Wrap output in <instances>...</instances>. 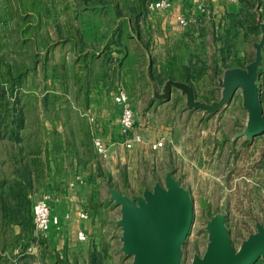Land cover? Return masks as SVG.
<instances>
[{"label": "rangeland", "instance_id": "obj_1", "mask_svg": "<svg viewBox=\"0 0 264 264\" xmlns=\"http://www.w3.org/2000/svg\"><path fill=\"white\" fill-rule=\"evenodd\" d=\"M150 1L0 0V148L14 150L6 141L21 134L55 143L58 168L64 156L77 159L91 190L83 206L105 222L102 235L94 234L101 249L95 264L135 263L114 191L138 203L168 177L192 206L176 264L208 257L218 216L236 251L264 225V132H249L246 87L238 83L230 94L237 76L231 73L242 71L238 80L256 86L264 116V80H258L264 75V7L256 17L259 32L234 27L240 32L226 36L227 46L220 36L230 17L224 14L221 24L208 4L201 25L188 19L186 39L160 46L151 33L136 31L148 22L141 11ZM250 2L249 11L257 13L256 0ZM127 24L138 42L129 41ZM135 45L148 50L149 62L137 49L128 60L121 56ZM121 94L124 101L117 100ZM124 103L132 112L129 128L120 120ZM94 139L104 143L106 156ZM80 246L78 259L86 264ZM75 251L70 256L77 258ZM254 264H264V256Z\"/></svg>", "mask_w": 264, "mask_h": 264}, {"label": "crops", "instance_id": "obj_2", "mask_svg": "<svg viewBox=\"0 0 264 264\" xmlns=\"http://www.w3.org/2000/svg\"><path fill=\"white\" fill-rule=\"evenodd\" d=\"M243 3L244 0H171L168 9L149 10L145 6L141 14L148 22L136 31L151 33L161 46L173 37L186 39L188 28L179 24V16L184 15L194 24L198 22L201 25L208 12L204 5H210L212 14L220 21L224 14L242 8ZM256 3L259 14L264 0H256ZM127 28L131 33L129 41L135 39L138 42L137 33L130 24ZM192 32L196 36V30ZM181 33L183 35H179ZM136 46L121 56L128 60L136 54ZM137 51L149 62L148 50L139 48ZM195 58L192 53L191 61L194 62ZM8 140L7 144H12L15 149L10 150V146L7 150L0 148L3 149L0 151V264H80L77 254L80 245L85 247L84 262L95 264L96 261L92 263L90 258L101 249L96 241L99 237L94 234L102 235L105 222L102 216L88 212L83 206L91 190L86 176L80 174L77 159L69 157L67 160L64 156L60 158L64 160L62 168H58L57 153L50 141L42 143L39 138L21 134ZM70 159L73 163L69 162ZM62 171L68 177L60 174ZM62 181L66 184L62 185ZM46 193L51 195L50 204L61 226L59 229L51 227L46 235H39L33 227L32 206ZM81 211H85L87 217H80ZM78 231L85 234V239L78 237ZM88 235H91V240H88ZM72 250H76L77 258L70 256Z\"/></svg>", "mask_w": 264, "mask_h": 264}, {"label": "water", "instance_id": "obj_3", "mask_svg": "<svg viewBox=\"0 0 264 264\" xmlns=\"http://www.w3.org/2000/svg\"><path fill=\"white\" fill-rule=\"evenodd\" d=\"M260 63L261 57L253 63L251 75H255L254 68ZM231 75L237 76L230 94L238 83L247 89L252 121L249 132H264V116L259 109L256 86L252 81L238 80L246 75L242 71H233ZM114 197L122 206L120 224L129 233L125 248L135 254L134 264H176L179 247L192 221L190 200L177 182L168 177L164 187L158 186L152 194L139 198L138 203L116 190ZM213 223L210 254L205 260H194L193 264H254L264 256V225H260L236 251L227 238L223 217H216Z\"/></svg>", "mask_w": 264, "mask_h": 264}, {"label": "built area", "instance_id": "obj_4", "mask_svg": "<svg viewBox=\"0 0 264 264\" xmlns=\"http://www.w3.org/2000/svg\"><path fill=\"white\" fill-rule=\"evenodd\" d=\"M170 5L171 0H151L148 3L147 7L149 10L168 9ZM178 22L180 25H187L188 19L184 15H181L178 17ZM125 99L126 96L123 94L117 96V100L119 101H124ZM120 120L121 124L125 128H129L132 125V112L130 107L126 103H124ZM131 144V141H127L125 142V146H122L129 149L131 147ZM157 146L158 145L154 143L153 147L156 148ZM94 147L99 153L103 154L104 156L107 155V148L99 139H94ZM50 200L51 195L49 193H46L42 195L38 200H36L32 206L33 227L39 235H46L51 227L59 229L61 226L58 216L54 213L51 207ZM79 215L82 218L87 217V213L85 211H81ZM77 235L80 239H85V234L82 231H78Z\"/></svg>", "mask_w": 264, "mask_h": 264}, {"label": "trees", "instance_id": "obj_5", "mask_svg": "<svg viewBox=\"0 0 264 264\" xmlns=\"http://www.w3.org/2000/svg\"><path fill=\"white\" fill-rule=\"evenodd\" d=\"M244 5L246 6V8L242 7L240 8L238 11H232L230 13L226 14V17H230L229 21L227 22V25L225 27V29L223 30V32L221 33L220 38H222V42H223V46L226 45L230 42L229 39L226 38L227 35H229L230 33L233 32V37H236L238 35V32L240 31H236L234 29V27H240V28H245L247 27V29L249 31H254L255 33L259 32V26L257 24V20L256 17H258L257 13L255 11H249V6H252V3L250 2V0H244ZM247 32L245 31L243 33L244 37H247ZM264 73V48H263V67L261 70ZM6 72L7 74L11 75V67H7L6 68ZM260 72V71H259ZM19 75V76H18ZM17 76V81L18 83H21V79L20 77V73ZM259 81L264 80V75H260ZM11 81V80H10ZM15 83V82H14ZM11 85H13L12 81H11ZM3 90V88H2ZM12 92V90L10 91V93ZM23 119L18 120V127L22 124ZM54 133V131L52 132ZM53 146V150L56 151V145L55 143L52 145ZM90 260L93 261L95 260V255H92Z\"/></svg>", "mask_w": 264, "mask_h": 264}, {"label": "bare ground", "instance_id": "obj_6", "mask_svg": "<svg viewBox=\"0 0 264 264\" xmlns=\"http://www.w3.org/2000/svg\"><path fill=\"white\" fill-rule=\"evenodd\" d=\"M191 225V224H190ZM190 230V228L188 229V231ZM187 235V234H186Z\"/></svg>", "mask_w": 264, "mask_h": 264}]
</instances>
